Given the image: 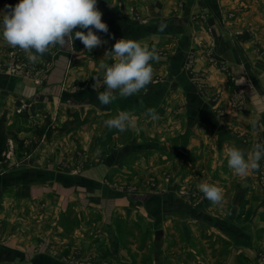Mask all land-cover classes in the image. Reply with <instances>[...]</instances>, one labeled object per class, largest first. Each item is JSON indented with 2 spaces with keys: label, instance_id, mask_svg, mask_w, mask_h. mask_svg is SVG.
Here are the masks:
<instances>
[{
  "label": "crops",
  "instance_id": "0c3cea01",
  "mask_svg": "<svg viewBox=\"0 0 264 264\" xmlns=\"http://www.w3.org/2000/svg\"><path fill=\"white\" fill-rule=\"evenodd\" d=\"M259 1L98 0L106 43L89 52L75 39L35 64L0 36V119L16 139L15 159L0 160V264H264V160L246 177L227 165L229 147L247 159L264 143ZM121 38L155 46L160 60L145 89L101 106L92 77ZM227 68L255 83L238 107ZM120 110L138 117V134L105 127ZM150 174L171 190L148 198ZM205 181L223 189L222 205L203 197Z\"/></svg>",
  "mask_w": 264,
  "mask_h": 264
},
{
  "label": "clouds",
  "instance_id": "9594fccd",
  "mask_svg": "<svg viewBox=\"0 0 264 264\" xmlns=\"http://www.w3.org/2000/svg\"><path fill=\"white\" fill-rule=\"evenodd\" d=\"M6 9L0 13V36L8 47L24 52L33 64L51 48L57 45L64 47L75 39L80 40L89 52L106 43L96 34L109 31L108 25L102 21L98 0H19L14 6L6 5ZM166 28L167 25L161 23L158 31L164 32ZM105 55H111L114 62L101 63L102 77H92V88L101 106H109L118 97L129 98L145 89L154 78L150 62L158 63L160 60L155 46L150 48L132 38L116 40ZM144 116L153 121L160 119L155 107H147ZM252 123L256 127L258 122ZM104 125L119 132L132 130L138 134L141 130L138 117L129 110H120L105 120ZM261 160H264V143L261 142L253 145L247 159L244 151L235 145L227 150V165L237 176L246 177L251 171H259ZM197 188L212 204L222 205L224 195L221 187L205 181Z\"/></svg>",
  "mask_w": 264,
  "mask_h": 264
},
{
  "label": "rangeland",
  "instance_id": "374dc122",
  "mask_svg": "<svg viewBox=\"0 0 264 264\" xmlns=\"http://www.w3.org/2000/svg\"><path fill=\"white\" fill-rule=\"evenodd\" d=\"M258 6L259 9L261 10V7L264 8V0H260L258 2ZM258 10L259 12L257 13V21L259 24H261V26L259 25L256 29H258V35L256 37L255 35V39L257 41L260 42V44L257 45L258 49V53H262L264 52V9H262V11ZM242 11V10H241ZM240 11V14H241ZM230 14H234L235 13H229V16L232 17ZM263 25V26H262ZM254 33V32H253ZM257 53V54H258ZM259 55V54H258ZM264 56V53H263ZM225 72L227 74V85L230 87V93H232V100L235 104V107L240 106L243 102L244 96H245V92L249 91L251 88H253L254 86V82H252L251 80H249V77L246 75H236V74H231L227 69H225ZM11 138V137H10ZM13 140V142L15 143V139L11 138ZM15 147H16V143H15ZM15 157H16V153H15ZM4 159V158H3ZM143 184H145V187L140 188L142 190H146L148 192V198L149 196H151V198L155 197V195L160 196L162 194V196L166 195V193L169 192V190H171L170 188H164V187H159V182H158V178L156 176H154V174H150L149 176L147 175L144 179H143ZM117 188V187H116ZM119 191H127V192H135L137 190H139L138 188L134 187V185H132V187H120L117 188ZM180 191H184V190H180ZM185 193V192H184ZM160 194V195H159ZM196 197V196H195ZM166 221L162 220L160 218L155 219L152 221V225L153 227L156 229H160V226L162 224H164ZM169 222V221H168ZM148 238H152V236L150 235V237L148 236ZM147 254H145L143 256V258L147 257V261L151 259V255H152V241L150 240L147 244ZM57 253H55L56 255ZM57 256V255H56Z\"/></svg>",
  "mask_w": 264,
  "mask_h": 264
},
{
  "label": "built area",
  "instance_id": "2783aa9c",
  "mask_svg": "<svg viewBox=\"0 0 264 264\" xmlns=\"http://www.w3.org/2000/svg\"><path fill=\"white\" fill-rule=\"evenodd\" d=\"M8 70L13 73H18L20 70L19 64L17 62H12ZM15 153H16L15 143L11 138H8L6 141L5 150L2 154L4 160L7 162H12L15 159Z\"/></svg>",
  "mask_w": 264,
  "mask_h": 264
},
{
  "label": "trees",
  "instance_id": "16d2710c",
  "mask_svg": "<svg viewBox=\"0 0 264 264\" xmlns=\"http://www.w3.org/2000/svg\"><path fill=\"white\" fill-rule=\"evenodd\" d=\"M7 1L8 5L14 6L15 4L19 3V0H1ZM7 130L5 128V120L3 118L0 119V160H3V152L6 147V137ZM15 139V137H12ZM16 140V139H15Z\"/></svg>",
  "mask_w": 264,
  "mask_h": 264
},
{
  "label": "water",
  "instance_id": "95a60500",
  "mask_svg": "<svg viewBox=\"0 0 264 264\" xmlns=\"http://www.w3.org/2000/svg\"><path fill=\"white\" fill-rule=\"evenodd\" d=\"M164 240V230L163 229H157L154 233V246L160 247Z\"/></svg>",
  "mask_w": 264,
  "mask_h": 264
}]
</instances>
